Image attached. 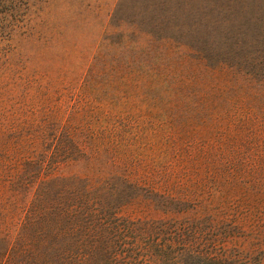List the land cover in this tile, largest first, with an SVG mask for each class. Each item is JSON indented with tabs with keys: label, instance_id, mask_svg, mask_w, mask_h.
I'll use <instances>...</instances> for the list:
<instances>
[{
	"label": "trees",
	"instance_id": "16d2710c",
	"mask_svg": "<svg viewBox=\"0 0 264 264\" xmlns=\"http://www.w3.org/2000/svg\"><path fill=\"white\" fill-rule=\"evenodd\" d=\"M36 39L0 45V264L256 263L241 248L264 243L262 77L103 42L45 66L21 47Z\"/></svg>",
	"mask_w": 264,
	"mask_h": 264
},
{
	"label": "rangeland",
	"instance_id": "374dc122",
	"mask_svg": "<svg viewBox=\"0 0 264 264\" xmlns=\"http://www.w3.org/2000/svg\"><path fill=\"white\" fill-rule=\"evenodd\" d=\"M26 33L37 39L23 40L22 49H36L33 60L45 66L85 62L103 42L140 64L195 63L184 53L209 64L229 60L264 83V0H0V37L14 38L0 45H20ZM241 249L254 264L264 261V243ZM185 261L162 264H193Z\"/></svg>",
	"mask_w": 264,
	"mask_h": 264
}]
</instances>
